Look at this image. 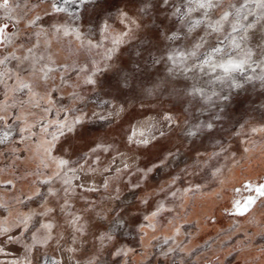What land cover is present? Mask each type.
Wrapping results in <instances>:
<instances>
[{
  "label": "snow or ice",
  "instance_id": "obj_1",
  "mask_svg": "<svg viewBox=\"0 0 264 264\" xmlns=\"http://www.w3.org/2000/svg\"><path fill=\"white\" fill-rule=\"evenodd\" d=\"M195 12L200 15L193 17ZM116 23L122 25L118 33ZM198 28L200 35L191 48L181 46L184 37ZM141 32L154 34L168 46L160 49L148 35L139 36ZM93 36L98 39L93 41ZM134 41L142 49L137 50V57L143 52L147 57L125 70L117 63L122 55L120 48ZM106 42L110 46L105 47ZM62 45L104 48V52L89 66L77 64L71 56L62 57ZM162 63L170 79L182 77L191 83L180 88L165 82L164 86L144 89V94L158 100L167 94L189 105L194 100L210 103L214 109L211 119L200 121L186 134L211 136L216 122L227 117L234 97L246 91V85L259 81L264 86V0H0V146H8V155L15 160L22 153L34 162L29 191L13 194L11 200L0 199V264H81L76 254L88 243L89 236L94 238L95 254L87 264H106L104 251L110 245L111 264H127L124 258L129 253H139L131 246L114 245L118 235L137 246H150L144 253L145 264H183L182 257L176 258L185 251L183 241L178 239L181 226L173 225L168 235H156V224L152 223L166 210L167 196L175 197L176 192L161 188L164 197L136 228H130L122 214L130 201H121L111 218L96 212V223L89 225L85 214L98 205L86 194L108 189V174L130 171L127 161L136 157L116 149L117 156L111 163L102 162L101 153L114 149V145L100 142L89 145L87 151L76 150L89 124L112 122L128 104L127 100L118 104L100 98L91 103L107 106L108 110L89 112L85 110L89 98L81 89L88 86L99 96L108 86L105 75L115 72V84L111 86L120 94L135 96L134 81L148 77ZM176 124L171 112L161 113L159 120L149 117L136 121L130 124L126 143L133 151L148 150L166 138ZM251 131L264 132V125ZM232 134L240 132L233 130ZM215 146L219 149L216 156L228 152L223 140H217ZM4 155L0 152V158ZM178 155V151L169 150L159 163L135 171L146 178ZM197 156L205 162L203 153ZM117 157L120 165H116ZM220 171L216 167L211 175L215 177ZM98 175L104 176L100 184L95 182ZM23 178L27 180L28 176ZM0 183L9 189L15 187L12 179ZM137 188L138 183L131 184L134 198ZM242 189L248 194L233 199L227 209L229 215L242 216L258 201L264 204V179H248ZM242 189L233 190L240 194ZM107 198L120 201L119 189L114 186ZM139 200L148 203L143 197ZM81 201L82 208L77 209L76 203ZM58 217L63 224L57 222ZM62 228L69 230L67 236ZM100 228L104 230H95ZM146 228L152 229L151 241L155 243L146 241Z\"/></svg>",
  "mask_w": 264,
  "mask_h": 264
},
{
  "label": "rangeland",
  "instance_id": "obj_2",
  "mask_svg": "<svg viewBox=\"0 0 264 264\" xmlns=\"http://www.w3.org/2000/svg\"><path fill=\"white\" fill-rule=\"evenodd\" d=\"M34 3L35 0H32ZM182 2V0H178ZM131 7V5H130ZM133 14L135 8H132ZM198 12L193 13V17H198ZM174 27H179L175 25ZM116 33L122 30V25H114ZM201 29L187 34L181 46L191 48L195 39L200 35ZM116 33H113L115 35ZM143 37L148 35L149 39L157 42L160 49L168 45L162 40H157L151 33L141 32L138 34ZM93 41L98 37L93 36ZM137 42L123 45L120 48L122 55L118 63L119 67L125 70L131 69L133 63L140 59H145L147 53L143 52L141 57H137ZM110 46L108 42L105 47ZM155 54L159 55L155 49ZM104 48L87 49L75 48L72 46H61V55L64 58L71 56L77 64L91 66L93 61H99L103 55ZM115 72H109L104 80L107 85L103 91L96 96L88 86H84L81 91L89 98L86 111L106 112L107 106L99 107L93 100L100 98L112 100L114 103L123 104L128 101L126 111L119 116H115L112 122L96 121L89 124L84 130L83 139L77 141V151H87L89 145L94 142L114 145V149L101 153V161L111 163L112 158L117 156L116 149L125 153L128 157L135 156L136 160L129 159L127 162L131 170L128 172H118L109 175L108 189H101L96 193H87L90 199L97 202L98 207L94 211L85 214V220L89 225L96 223V212H103L111 218L112 211L119 208L121 201L131 202L122 212L129 223L130 228H136L144 223L143 217L154 210L156 204L164 197L165 192L175 191L176 196H167L164 200L165 211L152 220L156 224V235H168L173 231V225L181 226L178 237L183 241L185 251L177 254V259L183 258V264H264V204L259 201L248 213L244 215H229L227 209L233 199L247 195L242 189V184L248 179L253 181L264 179V132H252L253 127L264 125V86L259 81L254 84L246 85V91H242L234 100L228 110L227 117L223 121L216 122V128L211 136L204 133L198 137L187 136L189 128L200 121H208L212 117L214 109L210 103L202 100H194L191 105L186 101L177 102L167 94L161 100L155 96L144 94V89L152 88L164 83L176 87H184L190 84L182 77L176 80L170 79L166 66L162 63L154 67L148 77L137 78L134 84L137 93L133 95H123L118 93L111 85L115 84ZM214 99V98H213ZM163 112H171L177 119V124L163 138L155 143L148 150L133 151L131 145L126 143V136L130 124L136 121H143L149 117L154 120L160 119ZM241 125H244L241 129ZM233 130L240 132V135H233ZM217 140L226 142L228 152L222 156H216L219 149L215 146ZM15 147V145H12ZM247 149V151H245ZM172 151H178L179 155L168 161V163L142 178L141 173L135 171L137 168L146 169ZM0 152L5 155L0 158V181L12 179L15 187L7 188L0 183V199L11 200L13 194L20 195L22 192L29 191V181L33 179L30 173L34 168L31 157H25L18 153L21 158L15 160L8 155L9 147L0 146ZM203 153L205 162L197 156ZM122 161L117 157L116 165ZM11 164V166H9ZM221 169L217 176L211 173L215 168ZM28 176L25 180L23 177ZM104 176H96V184L102 183ZM174 181V183H173ZM139 184L135 189L133 197L131 184ZM119 189L120 201L108 199L109 192L113 187ZM234 188H241L240 194L234 192ZM116 195L115 192L112 193ZM148 200L147 204L140 203L139 198ZM83 202H77L76 208L81 209ZM168 208L173 211H167ZM171 221V223H169ZM57 222L63 224L59 217ZM103 231V228L95 229ZM65 236L69 230L62 228ZM148 236L146 241H151L154 234L151 228H146ZM93 237L89 236L88 243L82 245L76 254V258L81 264H87L90 257L95 254L93 247ZM155 243V241H151ZM125 245L137 248L136 252L129 253L125 257L127 264H145L144 253L150 251V246H137L131 239L117 236L114 245ZM112 245L104 251L106 264H111L108 256ZM188 253H191L190 255ZM19 257L23 258V250L18 252Z\"/></svg>",
  "mask_w": 264,
  "mask_h": 264
}]
</instances>
